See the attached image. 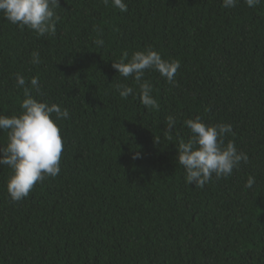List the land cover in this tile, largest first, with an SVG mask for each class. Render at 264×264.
<instances>
[{
  "label": "trees",
  "instance_id": "1",
  "mask_svg": "<svg viewBox=\"0 0 264 264\" xmlns=\"http://www.w3.org/2000/svg\"><path fill=\"white\" fill-rule=\"evenodd\" d=\"M125 3L121 13L111 0H60L56 33L41 37L0 14V115L22 111L16 74L34 98L70 113L58 122L57 177L13 202V170L0 166V264H264V2ZM147 49L180 61L171 84L145 72L155 109L112 67L125 52L130 59ZM116 84L134 94L121 98ZM197 116L231 124L225 143L249 157L203 189L185 182L178 163L179 142L191 135L184 121ZM168 117L176 120L171 132ZM7 142L0 130V146Z\"/></svg>",
  "mask_w": 264,
  "mask_h": 264
},
{
  "label": "clouds",
  "instance_id": "2",
  "mask_svg": "<svg viewBox=\"0 0 264 264\" xmlns=\"http://www.w3.org/2000/svg\"><path fill=\"white\" fill-rule=\"evenodd\" d=\"M240 0H223L222 7L234 8ZM264 0H244L249 8H254ZM107 5L109 0H104ZM113 6L121 13L128 11L125 0H111ZM60 0H0V14L21 31L27 28L38 37L54 35L57 24L61 20L57 9ZM97 46H103L104 40L97 39ZM30 63H41L40 54L32 52ZM112 67L123 78H133L139 88V99L145 108L155 109L159 105L152 95L151 84L144 80L145 72H159L168 83H173L175 74L180 68V61L164 60L155 50L136 51L129 59L125 52L119 61L113 62ZM16 86L23 88L24 99L19 115L11 117L0 115V130L7 131V145L0 146V166L8 165L13 174L7 180V193L13 202L26 198L33 187L42 183L46 178H55L61 172L60 161L64 151V141L58 122L69 118L67 108L55 103L49 105L34 98L25 77L16 74ZM30 85L39 89V78L32 77ZM115 90L123 99L134 94V88L127 84H116ZM54 114V115H53ZM176 123L175 118L168 117L167 132H171ZM184 125L190 130V138L180 140L178 145V163L185 169V182L195 184L203 189L213 175L217 179L227 178L241 163H247V153L238 151L234 142L225 143L226 137L235 135L231 124H207L199 116L186 119ZM157 142H159L157 140ZM137 153L133 158H138ZM255 178L249 176L246 187L252 188Z\"/></svg>",
  "mask_w": 264,
  "mask_h": 264
}]
</instances>
